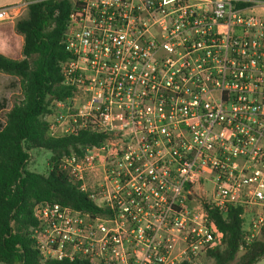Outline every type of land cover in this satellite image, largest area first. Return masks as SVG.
Masks as SVG:
<instances>
[{
	"label": "built area",
	"instance_id": "built-area-1",
	"mask_svg": "<svg viewBox=\"0 0 264 264\" xmlns=\"http://www.w3.org/2000/svg\"><path fill=\"white\" fill-rule=\"evenodd\" d=\"M73 2L81 15L71 16L62 68L74 97L55 107L78 109L76 128L110 137L63 167L83 182L94 149L107 154L99 206L111 215L40 201L31 235L42 260L199 264L220 240L206 205L242 207L245 241L256 240L264 224V0ZM13 15L0 8V22Z\"/></svg>",
	"mask_w": 264,
	"mask_h": 264
},
{
	"label": "trees",
	"instance_id": "trees-1",
	"mask_svg": "<svg viewBox=\"0 0 264 264\" xmlns=\"http://www.w3.org/2000/svg\"><path fill=\"white\" fill-rule=\"evenodd\" d=\"M80 7L73 0L30 3L27 17L16 23L17 32L24 36L23 57L13 59L0 52V73L19 77L22 89L21 100L0 121V263L93 264L88 259L42 260L31 235L37 225L34 207L40 201L71 206L93 216L111 215L63 167L65 158L84 156L87 148L103 146L110 135L90 125L54 135L48 119L55 102L69 104L74 97L62 63L70 56L64 42L66 31L72 14L81 15ZM34 150L51 153L45 172L29 168ZM206 208L220 240L202 259L212 264H256L264 256V224L261 235L247 244L242 207L231 206L227 212Z\"/></svg>",
	"mask_w": 264,
	"mask_h": 264
},
{
	"label": "rangeland",
	"instance_id": "rangeland-1",
	"mask_svg": "<svg viewBox=\"0 0 264 264\" xmlns=\"http://www.w3.org/2000/svg\"><path fill=\"white\" fill-rule=\"evenodd\" d=\"M261 30L253 29V36L260 33ZM10 43V42H7ZM13 43V42H12ZM15 43V42H14ZM22 98V89L20 79L7 73H0V121H5L7 113L11 110L15 103ZM78 109H68L65 107H55L54 113L48 116L52 125V134L63 135L73 131L78 127L76 120L81 117L77 115ZM95 159L92 162L90 169L83 174V183L87 190L94 192L97 195L96 201L99 204V186L106 182V163L107 154L99 157V149H94ZM51 153L46 150H34L31 152L29 160V168L38 172H45L48 168V160ZM200 201H205L203 196L197 194L196 197ZM213 262L207 258L201 257L199 264H212ZM5 264V263H0Z\"/></svg>",
	"mask_w": 264,
	"mask_h": 264
},
{
	"label": "crops",
	"instance_id": "crops-1",
	"mask_svg": "<svg viewBox=\"0 0 264 264\" xmlns=\"http://www.w3.org/2000/svg\"><path fill=\"white\" fill-rule=\"evenodd\" d=\"M34 1L36 0H0V8H11L14 14L12 18L0 22V52L13 59L23 57L24 46V36L17 32L16 23L27 17L28 6ZM256 264H264V256Z\"/></svg>",
	"mask_w": 264,
	"mask_h": 264
}]
</instances>
